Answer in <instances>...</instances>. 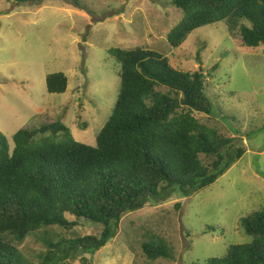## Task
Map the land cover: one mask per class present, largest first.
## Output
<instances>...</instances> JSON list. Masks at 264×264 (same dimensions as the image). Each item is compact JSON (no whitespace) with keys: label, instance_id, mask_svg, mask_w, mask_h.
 Returning <instances> with one entry per match:
<instances>
[{"label":"rangeland","instance_id":"rangeland-1","mask_svg":"<svg viewBox=\"0 0 264 264\" xmlns=\"http://www.w3.org/2000/svg\"><path fill=\"white\" fill-rule=\"evenodd\" d=\"M18 2L0 0V132L10 149L19 129L58 118L76 140L96 145L119 91V64L108 49L136 46L160 51L180 70L194 71L202 62L215 113L197 116L246 149L209 186L126 213L106 245L65 264H204L232 244L250 242L242 217L264 209V45L242 46L221 20L194 30L173 48L167 32L183 13L170 0ZM59 71L68 77L67 90L49 93L46 76ZM65 216L77 224L29 235L17 244L22 256L39 263L48 250L45 235L56 241L102 230L100 223ZM158 239L172 257L150 260L143 253L144 241Z\"/></svg>","mask_w":264,"mask_h":264},{"label":"trees","instance_id":"trees-1","mask_svg":"<svg viewBox=\"0 0 264 264\" xmlns=\"http://www.w3.org/2000/svg\"><path fill=\"white\" fill-rule=\"evenodd\" d=\"M170 2L183 13L167 32L173 48L194 30L221 20L242 46L264 45V0ZM108 53L119 64V91L96 145L76 140L60 118L19 129L13 149L0 132V264H65L94 253L116 236L126 213L175 193L191 196L245 154L234 137L197 116L215 113L202 62L194 71L180 70L169 56L143 46L110 47ZM67 87L64 72L46 76L49 93ZM67 214L100 223L102 230L56 241L45 235L48 250L39 263L22 256L17 244L29 235L54 225L72 229L77 222ZM241 224L251 241L232 244L204 264H264V209L242 217ZM148 241L141 248L150 260L172 257L163 240Z\"/></svg>","mask_w":264,"mask_h":264}]
</instances>
